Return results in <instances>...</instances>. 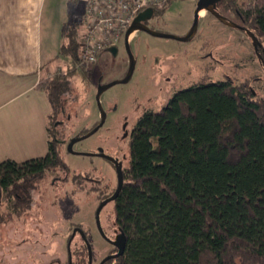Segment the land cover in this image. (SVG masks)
<instances>
[{
  "label": "trees",
  "instance_id": "obj_1",
  "mask_svg": "<svg viewBox=\"0 0 264 264\" xmlns=\"http://www.w3.org/2000/svg\"><path fill=\"white\" fill-rule=\"evenodd\" d=\"M76 2H69L59 57L81 65ZM221 5L264 46V0L242 5L222 0ZM71 72L39 84L52 108L46 155L0 163V223L31 209L47 171H71L61 154L62 122L51 125L71 90ZM251 82L196 83L177 91L160 111L141 115L113 204L114 225L127 242L124 253L108 264H264V99ZM72 174V194H91L86 172ZM81 249L86 258V246Z\"/></svg>",
  "mask_w": 264,
  "mask_h": 264
},
{
  "label": "rangeland",
  "instance_id": "obj_2",
  "mask_svg": "<svg viewBox=\"0 0 264 264\" xmlns=\"http://www.w3.org/2000/svg\"><path fill=\"white\" fill-rule=\"evenodd\" d=\"M198 1H173L153 23L156 30L185 35L194 22ZM252 2L239 0L241 5ZM67 4L68 0H47L46 7L48 11L57 13L60 7ZM77 4L73 19L79 24V35H82L79 15L84 6L80 1ZM218 10L239 23L238 18L223 5ZM203 11L197 34L190 41L156 37L144 31L132 34L129 43L136 62L132 77L102 94L106 121L96 133L75 143L73 149L76 154L68 151L69 141L91 129L101 117L97 102L100 80L105 84L126 76L129 55L125 49V36L117 44L120 53L116 57L105 51L96 63L85 66L75 65L69 56H62L59 61L47 66V70L52 72L44 80L73 69L68 79L71 90L63 96V110L51 121L52 126L62 122L59 128L63 139L61 154L71 171L60 168L47 171L34 192L31 209L21 217L0 223V264H68V243L74 226H80L89 233L96 264L114 251L98 233L94 193L79 191L72 194L75 185L71 177L73 172H90L114 184L115 174L111 166L89 153L97 147L111 152L118 150L129 161L130 139L120 141L124 122H127L128 129H132L146 110L160 111L177 91L203 81L231 78L238 83L251 79L253 91L264 99V69L253 56L254 50L248 36ZM256 77L260 79L254 80ZM24 139L20 147H16L22 150L27 147L28 139ZM45 146L43 154L38 156L28 154V149H25L20 162L45 156L47 142ZM5 160L1 159L0 163ZM89 187L90 184L87 189ZM113 215V206L109 205L101 216L102 227L111 238L119 233ZM82 245L81 238L77 237L71 242L70 249L75 253ZM74 264H87V257L84 260L79 258Z\"/></svg>",
  "mask_w": 264,
  "mask_h": 264
},
{
  "label": "crops",
  "instance_id": "obj_3",
  "mask_svg": "<svg viewBox=\"0 0 264 264\" xmlns=\"http://www.w3.org/2000/svg\"><path fill=\"white\" fill-rule=\"evenodd\" d=\"M69 2L53 13L47 0H0V160L20 162L25 149L38 156L46 148L52 108L39 84L61 59ZM25 137L27 147H16Z\"/></svg>",
  "mask_w": 264,
  "mask_h": 264
},
{
  "label": "built area",
  "instance_id": "obj_4",
  "mask_svg": "<svg viewBox=\"0 0 264 264\" xmlns=\"http://www.w3.org/2000/svg\"><path fill=\"white\" fill-rule=\"evenodd\" d=\"M82 27L81 64L92 65L125 36L135 19L148 9L165 10L175 0H79Z\"/></svg>",
  "mask_w": 264,
  "mask_h": 264
},
{
  "label": "water",
  "instance_id": "obj_5",
  "mask_svg": "<svg viewBox=\"0 0 264 264\" xmlns=\"http://www.w3.org/2000/svg\"><path fill=\"white\" fill-rule=\"evenodd\" d=\"M222 2V0H199L198 4H197V9L195 11V18H194V22L191 26V28L189 29V31L183 35V36H178V35H174V34H168V33H163L160 32L158 30H154L149 28L148 26H146L143 23L144 19H148L150 18L153 14H154V10L153 9H148L145 12L141 13L133 22V24L130 26V28L127 30L126 34H125V39H126V50L128 52L129 55V60H130V64H129V69L128 72L126 74V76L122 79V80H118V81H113L110 83H105V84H99L98 87V93H97V102H98V106H99V110L101 112V117H100V123L94 128L92 129L90 132H88L87 134L83 135V136H78L77 138H72L68 144V151L71 153L76 154L77 152L74 151L73 147L75 145L76 142L85 139L91 135H93L94 133H96L105 123L106 121V113L102 107V103H101V96L102 94L109 89L110 87L118 84V83H126L128 82L131 77L132 74L134 72L135 69V58L132 54V50L130 47V37L132 36L133 33H135L136 31H144L149 33L150 35L156 36V37H162V38H168V39H175L178 41H190L192 40L198 31V21H199V17H200V13L201 11L205 10L209 13H211L212 15H214L218 20H220L221 22L225 23L226 25H229L231 27L237 28L239 30L245 31L252 39L254 46L256 47V49L258 48V44L261 45V43L258 41V39L255 37V35L245 26H242L234 21L229 20L226 16H224L219 10H218V3ZM108 51L111 52L113 54V56H117L118 54V47L117 46H112L110 48H108ZM99 152H103V149H100ZM124 185V179L122 177V174L120 172V183L119 186L116 190V192L114 193V195L104 201L99 208L96 211V221H97V226L100 230V232L102 233V235H105L102 225H101V221H100V213L102 208L104 207V205H106L108 202L113 201L117 198V196L119 195L122 187ZM77 230H79L80 234L83 236L87 246H88V251H89V264H92V247L90 242L88 241L85 232L80 229V228H76L73 232V235L71 236L69 243H68V250L69 252H71L70 250V245L71 242L74 238V236L76 235ZM126 242H127V238L126 235L121 232L120 236H118L116 238V240L112 241V243L117 247L118 252L115 255L112 256H108L107 258H105V260L103 261V263H105L106 261H108L109 259L112 258H118L120 257L125 250V246H126Z\"/></svg>",
  "mask_w": 264,
  "mask_h": 264
},
{
  "label": "flooded vegetation",
  "instance_id": "obj_6",
  "mask_svg": "<svg viewBox=\"0 0 264 264\" xmlns=\"http://www.w3.org/2000/svg\"><path fill=\"white\" fill-rule=\"evenodd\" d=\"M218 8L221 6V2L218 3ZM202 12L204 11H201V15L203 14ZM159 17V13L157 12H154V14L148 18V19H144L143 20V23L148 26L149 28L151 29H154L156 30L155 28V25L153 23H155L157 21ZM228 18V17H227ZM229 19V18H228ZM232 21V20H231ZM242 31V30H241ZM138 32V31H136ZM244 32L248 38L250 39L251 41V44L253 46V56L256 58V60L259 62V64L261 65L262 69H264V46L263 44L261 43V45L258 44V48L256 49V47L254 46V43L251 39V37L245 32V31H242ZM118 47V45H116ZM125 49H126V39H125ZM107 53H109L110 55L113 56V54L111 52H109L108 50H106ZM120 53V48L118 47V54ZM117 54V56H118ZM252 60H254V58L252 57ZM129 64H130V60H129ZM128 69H129V65H128ZM128 72V70H127ZM127 74V73H126ZM260 78L259 77H256L254 80H259ZM102 84V80H100L99 84ZM100 123V120L99 122L97 123V125ZM137 123V122H136ZM136 125V124H135ZM135 127V126H134ZM128 129V124L127 122H124L123 123V126H122V133H121V139L120 141L124 142V141H127L128 139L131 140V136H132V133H133V129ZM70 142V141H69ZM69 144V143H68ZM67 144V145H68ZM129 144H130V141H129ZM100 149H103V152H99ZM90 156L92 157H97V158H102L103 160H105L112 168V170L114 171V174H115V180H114V184H112L111 181H109V183L107 181H105V178L102 176V177H99V176H95L94 174L90 173V172H86V182L89 183L92 188H93V191H91V194L94 193V198L96 200V210H95V224H96V227H97V230H98V233L99 235L106 241L108 242L113 248V252L105 255L99 262L98 264H108L110 261L112 260H115L117 258H112V259H109L108 261H106L105 263H103V261L105 260V258H107L108 256H112V255H115L117 252H118V249L117 247L112 243V241L116 240V238L118 236H120L121 234V231H119V233H117L115 235V238H111L108 236V234L106 233V231L104 230L103 228V231L106 235V237L104 235H102V233L100 232L98 226H97V221H96V211L97 209L99 208V206L106 200L110 199L114 193L116 192L118 186H119V183H120V172L122 174V177L124 179V172H125V169L128 165V160L125 156H122L121 152L116 150L115 152H111L110 150H106L102 147H97L96 150L94 151H91V153H89ZM117 199V198H116ZM116 199L113 200V201H110L108 202L106 205H104V207L102 208L101 210V213H100V221H101V225H102V220H101V216H102V213L103 211L109 206V205H112L116 202ZM76 228H80L83 230L82 227L80 226H74L73 227V230H72V235H73V232ZM84 231V230H83ZM85 232V231H84ZM86 234V237L88 239V241H90L88 238L89 236V233L88 232H85ZM71 235V236H72ZM70 236V238H71ZM77 237H80L81 240L83 241V244L86 246L87 248V264H89V251H88V246L83 238V236L80 234L79 230H77L76 232V235L74 236L73 240L74 241ZM69 238V240H70ZM71 250V249H70ZM84 249H81V250H78L76 251L75 253H73V251L71 250V252L68 253V264H74V262H78L79 261V258L80 259H83L85 258L84 256ZM80 253V254H79ZM82 253V254H81ZM92 264H96V259L94 257V252L92 250Z\"/></svg>",
  "mask_w": 264,
  "mask_h": 264
},
{
  "label": "bare ground",
  "instance_id": "obj_7",
  "mask_svg": "<svg viewBox=\"0 0 264 264\" xmlns=\"http://www.w3.org/2000/svg\"><path fill=\"white\" fill-rule=\"evenodd\" d=\"M203 13V12H202Z\"/></svg>",
  "mask_w": 264,
  "mask_h": 264
}]
</instances>
